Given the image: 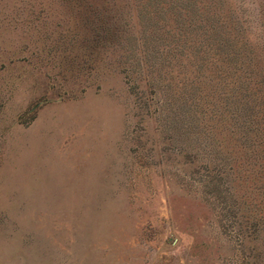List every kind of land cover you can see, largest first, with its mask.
<instances>
[{
	"label": "rangeland",
	"instance_id": "rangeland-1",
	"mask_svg": "<svg viewBox=\"0 0 264 264\" xmlns=\"http://www.w3.org/2000/svg\"><path fill=\"white\" fill-rule=\"evenodd\" d=\"M0 264H264V0H0Z\"/></svg>",
	"mask_w": 264,
	"mask_h": 264
},
{
	"label": "trees",
	"instance_id": "trees-1",
	"mask_svg": "<svg viewBox=\"0 0 264 264\" xmlns=\"http://www.w3.org/2000/svg\"><path fill=\"white\" fill-rule=\"evenodd\" d=\"M102 10V9H101ZM140 18V17H139ZM111 23H113V22H110V21H107V20H101L100 19V21L97 23V28L99 29V30H101V31H103L104 29L105 30H108V28H109V26L111 25ZM197 49H199V48H196V49H194V50H197ZM203 53H204V51L203 50H201ZM251 110H250V108L249 109H247V112H250ZM245 118H247V119H250V115L249 116H246Z\"/></svg>",
	"mask_w": 264,
	"mask_h": 264
}]
</instances>
